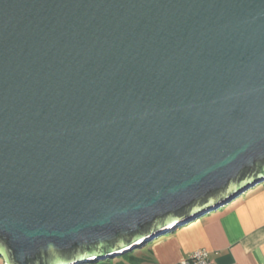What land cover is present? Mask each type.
Wrapping results in <instances>:
<instances>
[{
    "label": "water",
    "instance_id": "95a60500",
    "mask_svg": "<svg viewBox=\"0 0 264 264\" xmlns=\"http://www.w3.org/2000/svg\"><path fill=\"white\" fill-rule=\"evenodd\" d=\"M264 182V0H0V258L90 264Z\"/></svg>",
    "mask_w": 264,
    "mask_h": 264
},
{
    "label": "crops",
    "instance_id": "0c3cea01",
    "mask_svg": "<svg viewBox=\"0 0 264 264\" xmlns=\"http://www.w3.org/2000/svg\"><path fill=\"white\" fill-rule=\"evenodd\" d=\"M147 244L137 264H178L194 251H204L214 264H264V182Z\"/></svg>",
    "mask_w": 264,
    "mask_h": 264
},
{
    "label": "built area",
    "instance_id": "2783aa9c",
    "mask_svg": "<svg viewBox=\"0 0 264 264\" xmlns=\"http://www.w3.org/2000/svg\"><path fill=\"white\" fill-rule=\"evenodd\" d=\"M178 264H214L204 251H194Z\"/></svg>",
    "mask_w": 264,
    "mask_h": 264
},
{
    "label": "trees",
    "instance_id": "16d2710c",
    "mask_svg": "<svg viewBox=\"0 0 264 264\" xmlns=\"http://www.w3.org/2000/svg\"><path fill=\"white\" fill-rule=\"evenodd\" d=\"M119 258L120 260H117L115 262L116 264H137L142 261L136 254H134V252L123 254Z\"/></svg>",
    "mask_w": 264,
    "mask_h": 264
},
{
    "label": "rangeland",
    "instance_id": "374dc122",
    "mask_svg": "<svg viewBox=\"0 0 264 264\" xmlns=\"http://www.w3.org/2000/svg\"><path fill=\"white\" fill-rule=\"evenodd\" d=\"M160 237H161V236H159V237H157V238H160ZM157 238L153 239L152 242H151V243H148L146 246H149L150 244L156 242ZM146 248H147V247H146ZM139 251H140V249H135L133 252H134V254H138ZM112 260H113V261H117V260H120V258L117 257V258H114V259H112ZM0 264H4V261H3L2 258H0Z\"/></svg>",
    "mask_w": 264,
    "mask_h": 264
}]
</instances>
